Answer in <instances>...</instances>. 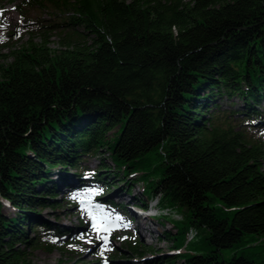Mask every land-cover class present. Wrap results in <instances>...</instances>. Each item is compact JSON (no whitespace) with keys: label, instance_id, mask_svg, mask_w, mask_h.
<instances>
[{"label":"trees","instance_id":"obj_1","mask_svg":"<svg viewBox=\"0 0 264 264\" xmlns=\"http://www.w3.org/2000/svg\"><path fill=\"white\" fill-rule=\"evenodd\" d=\"M23 3L68 27L63 48L29 40L0 63V264L64 250L69 229L37 210L61 206L59 196L71 205L70 194L98 183L125 189L130 213L151 200L185 208L186 231L199 229L210 248L178 252L180 230L162 236L167 252L129 242L132 254L155 255L146 264H264L222 256L246 234L264 236V137L253 134L264 125V0ZM225 96L240 102L223 110ZM153 150L163 158L156 178L135 174ZM91 156L101 158L94 170Z\"/></svg>","mask_w":264,"mask_h":264},{"label":"rangeland","instance_id":"obj_2","mask_svg":"<svg viewBox=\"0 0 264 264\" xmlns=\"http://www.w3.org/2000/svg\"><path fill=\"white\" fill-rule=\"evenodd\" d=\"M28 0H0V63H4L3 54H9L13 49L23 46L27 41L32 40L34 43L41 44L47 39L48 46L52 49L63 48V38L66 34L64 25L58 27V30L50 27L57 19L53 18L51 13L40 7H33L32 4L23 2ZM24 8V9H23ZM49 26V27H47ZM16 34L14 35V33ZM240 102L235 96L230 100L225 96L222 100V109H230V102ZM252 126H245V128ZM255 130L253 134L264 137V125L257 127L253 125ZM106 161H110L108 155ZM163 158L158 154L157 150H153L146 156L145 164L136 169L135 174L150 172L151 178H156V172H153L155 166H159ZM101 162L99 156H91L85 159V165L90 170L98 168ZM111 162V161H110ZM264 167V158L262 159ZM146 180H150L145 178ZM134 181H137L134 179ZM92 183V182H90ZM137 183V182H136ZM142 182L136 184L134 192H138V188H142ZM117 188L116 190L106 192L100 184H89L85 189L76 190L71 196V200H75L71 205L63 198H59L61 206L56 208L46 207L38 209L39 216L44 220L60 226L62 229H69V234L63 236L66 242H75L72 248L68 244L64 250L55 248L53 250H45L43 248L27 249V260L32 264H146L151 261L155 255H151L148 251L143 255L132 254L129 248V242L139 241L147 247L153 245L167 252L172 245L171 240H164L166 232H175L180 230L179 234L174 235L175 242L180 247L185 244L187 239V229L190 226L188 222V214L185 208L178 206L176 208L163 209L162 213L172 219H147L145 222L147 228L139 227L137 216H141L137 210L131 207L134 213H130L128 209L123 208L130 197L125 189ZM98 198H100L98 200ZM83 201H90L94 210L102 209L117 225L109 236L107 249L104 242L99 239L103 233H98L92 227V219L87 214L88 204ZM117 203L116 207H111L109 202ZM156 201H153L155 204ZM120 206L121 208H118ZM4 211L8 214H14L11 206L5 205ZM138 214H137V213ZM119 217L120 219H117ZM137 217V220L131 222L130 218ZM169 219V220H168ZM142 223V221H141ZM71 228V229H70ZM197 229V228H196ZM155 230V231H152ZM198 235L187 245L186 252L190 255L206 253L210 250L206 245L202 232L197 229ZM62 235V234H60ZM26 236L33 239L35 232L33 229L27 230ZM83 237V239H81ZM48 238V236H45ZM64 241V242H65ZM24 244H19L16 248L23 250ZM78 246V247H75ZM68 247V248H67ZM253 256L256 259L264 260V236L254 234H246L243 240L234 248L222 250V256L225 259H231L234 255ZM47 258V259H46ZM181 261L178 260L177 264Z\"/></svg>","mask_w":264,"mask_h":264},{"label":"snow or ice","instance_id":"obj_3","mask_svg":"<svg viewBox=\"0 0 264 264\" xmlns=\"http://www.w3.org/2000/svg\"><path fill=\"white\" fill-rule=\"evenodd\" d=\"M0 23H2V21H0ZM83 202L89 205L86 211H87V214L92 219V222H93L92 227L98 233H103V235L99 236V239L104 242L105 248L107 249V244L109 243V236L107 234H110L111 231L115 227H117V225L102 209L98 211L94 210L90 201H83ZM117 219H120V218L117 217ZM81 239H83V237H81Z\"/></svg>","mask_w":264,"mask_h":264},{"label":"bare ground","instance_id":"obj_4","mask_svg":"<svg viewBox=\"0 0 264 264\" xmlns=\"http://www.w3.org/2000/svg\"><path fill=\"white\" fill-rule=\"evenodd\" d=\"M167 215H168V212H167ZM139 227L143 228V229L147 228V224H146L145 220H142V223H139ZM152 231H155V230H152ZM196 236H197V231L194 228L190 229L188 232L186 244L183 246V248L181 250H184V248L187 246V244L189 242L193 241Z\"/></svg>","mask_w":264,"mask_h":264}]
</instances>
